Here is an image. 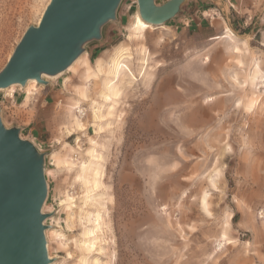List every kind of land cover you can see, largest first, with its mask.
Listing matches in <instances>:
<instances>
[{
    "label": "rangeland",
    "instance_id": "1",
    "mask_svg": "<svg viewBox=\"0 0 264 264\" xmlns=\"http://www.w3.org/2000/svg\"><path fill=\"white\" fill-rule=\"evenodd\" d=\"M48 3L0 0V71ZM188 9L144 29L123 0L70 72L0 90L47 154L51 264H264V0Z\"/></svg>",
    "mask_w": 264,
    "mask_h": 264
},
{
    "label": "water",
    "instance_id": "2",
    "mask_svg": "<svg viewBox=\"0 0 264 264\" xmlns=\"http://www.w3.org/2000/svg\"><path fill=\"white\" fill-rule=\"evenodd\" d=\"M193 0H137L147 23L161 27L182 17ZM123 0H51L37 26L27 29L5 67L0 90L25 86L64 73L103 39V29L118 20ZM47 154L20 129L4 124L0 108V264H51L43 213L48 198Z\"/></svg>",
    "mask_w": 264,
    "mask_h": 264
},
{
    "label": "bare ground",
    "instance_id": "3",
    "mask_svg": "<svg viewBox=\"0 0 264 264\" xmlns=\"http://www.w3.org/2000/svg\"><path fill=\"white\" fill-rule=\"evenodd\" d=\"M50 1L51 0H49V3H50ZM49 3L47 4V5H49ZM47 7V6H46ZM42 17V16H41ZM139 17H140V24H141V27L142 28H144V29H148L150 26H153V25H151V24H149V23H147L146 21H144L142 18H141V16H140V14H139ZM40 20H41V18H40ZM40 20H39V22H40ZM39 22H38V24H39ZM226 33H227V35L228 36H233L234 34H233V32L229 29V28H227V30H226ZM87 56V52H85L83 55H81L69 68H68V70L66 71V72H70L80 61H82L85 57ZM99 60V59H98ZM97 62V61H96ZM97 64V63H96ZM98 73H101L102 71H103V67H102V64L101 63H98V65H97V70H96ZM66 72H64V73H66ZM64 73H61V74H59V75H56V76H46V75H44V79L46 80V79H55V78H58L59 76H61L62 74H64ZM257 80V76L256 77H254L253 78V81H256ZM47 81V80H46ZM37 85V86H40V85H43V84H40V83H38L36 80H30L25 86H22V85H12V86H10L9 88H5V89H2V91H11V90H13L15 87H17V86H20L21 88H23V89H26L27 90V94L28 93H30V90H31V87L33 86V85ZM45 86V85H44ZM82 96H83V98L87 101L88 100V95L86 94V93H82L81 94ZM116 95H117V93H116ZM76 113H77V116H79V118L80 119H84L85 118V116H86V114H87V112H86V109L85 108H78V109H76ZM84 124L85 123H82V122H77V125L79 126V128H83L84 127ZM39 149H40V147H38ZM53 158H54V156H53ZM46 174H47V170H46ZM46 222H47V220H46ZM47 230H49V229H47ZM46 236H47V231H46ZM47 239H48V236H47Z\"/></svg>",
    "mask_w": 264,
    "mask_h": 264
},
{
    "label": "crops",
    "instance_id": "4",
    "mask_svg": "<svg viewBox=\"0 0 264 264\" xmlns=\"http://www.w3.org/2000/svg\"><path fill=\"white\" fill-rule=\"evenodd\" d=\"M196 0H193L190 4H192L193 2H195ZM190 4L188 5V7H187V9H186V12H185V14L188 12V8H189V6H190ZM185 14L183 15V16H185ZM181 18V17H180Z\"/></svg>",
    "mask_w": 264,
    "mask_h": 264
}]
</instances>
